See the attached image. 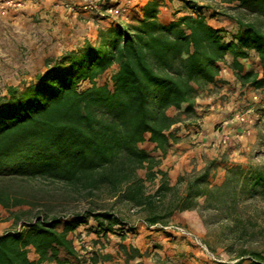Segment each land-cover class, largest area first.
I'll use <instances>...</instances> for the list:
<instances>
[{"label":"trees","instance_id":"obj_1","mask_svg":"<svg viewBox=\"0 0 264 264\" xmlns=\"http://www.w3.org/2000/svg\"><path fill=\"white\" fill-rule=\"evenodd\" d=\"M225 1H237L236 13H218L237 23L231 38L208 23L204 5L194 0H183L189 13L168 23L159 20L164 0H146L134 8L130 22L111 21L98 30L96 42L86 40L78 49L47 57L45 70L28 85L7 86L0 97V206L15 228L0 234V264L112 260L109 253L80 255L69 234L88 219L103 237L119 230L124 238L133 228L116 213L96 207L68 217L35 212L29 200L4 185L9 179H46L87 197L104 191L137 210L147 226L167 224L185 210H198L207 225L203 211L220 210L231 235L249 233L240 206L264 198L263 163L226 166L219 184L210 181L219 166L214 159L180 174L174 184L160 167L171 143L179 140L174 126L182 116L199 118L196 100L215 85L227 55L241 86L264 88V0ZM252 56L260 71L240 61ZM113 65L111 84H98ZM144 141L154 144L160 156L140 147ZM146 181L155 184L153 191H147ZM25 204L30 208L21 209ZM236 227H241L238 233ZM225 248L233 256L228 264H264V251ZM118 250L124 261L114 264H131L141 255L123 243ZM30 252L37 258L31 259Z\"/></svg>","mask_w":264,"mask_h":264},{"label":"crops","instance_id":"obj_2","mask_svg":"<svg viewBox=\"0 0 264 264\" xmlns=\"http://www.w3.org/2000/svg\"><path fill=\"white\" fill-rule=\"evenodd\" d=\"M15 1H19L21 5L11 6L5 16H0V80L7 86L13 85L21 89L28 85L34 81L38 73H42L45 70L44 61L47 57L56 58L67 50L78 49L86 40L96 42L98 30L110 25V18L107 15L101 16L103 11H83L82 7L72 10L70 6H80L82 0ZM180 1L183 5L176 12L169 7L171 6L169 0H164V5L160 7L159 20L163 23H168L189 13L184 6L183 0ZM143 2H146V0ZM167 3L169 6H167ZM221 4L235 6L237 1H223ZM214 10L217 11V9L204 5L202 12L210 25L220 29L227 39L231 38L238 30L237 23L231 18L221 16L220 14L211 15ZM206 11L208 15H206ZM165 14L168 15L165 16ZM163 16L165 19L162 20ZM232 59V56H226L225 62L220 63L222 70L216 77L215 85L211 84L196 100L195 108L199 116L202 112L200 105L204 107L206 105L203 104L211 105L208 108L210 111L208 110L206 113H203L200 118L203 124V133L196 134L193 130L194 127L190 126L187 129H181L182 131L176 133L179 140L171 143L167 154L162 158L160 167L168 172L171 184H174L177 177L184 171H191L194 165L199 164L197 165L198 169L205 165L203 160H206V157L203 155L206 150L201 147L192 146L191 144L195 141H206L210 136L212 139L214 135L210 129L213 128V120L215 118L225 120L228 116L227 111L222 112V110L218 114H216L218 110L214 111L213 107L219 106L220 100H218V96L225 94L229 96V99L234 100L237 99V93L247 92L250 94L254 90L250 87L240 88L239 81L228 65ZM256 60V57L246 60L240 59L246 69H248L247 64H251V62H255ZM115 70L116 66L113 65L106 73L112 74ZM217 91H220L218 95H216ZM6 93L7 89H4L0 93V96H4ZM235 104L239 105L240 101L236 100ZM146 142L148 141H144L143 143ZM154 154L155 156H160L159 151L154 152ZM233 164L227 163L226 165H220L219 168L221 166L226 168V166ZM224 171L223 169L217 173V176H220L217 179L219 183L223 179ZM212 172H215V170ZM140 176L144 177L143 175ZM11 222L10 220L0 222V234L7 231ZM170 222L186 226L200 236H204L206 233L202 218L196 210L177 212L172 216ZM78 234L84 237L88 245L86 251L81 250L85 258H89L91 251L112 255V260L96 264L123 263V257L118 250L120 243L139 250L141 255L132 259L130 261L131 264H214L188 239L179 233L164 230L158 226L139 225L137 229L126 232L124 238L121 237L119 230L108 233L107 236L103 237L95 232V221L88 219L86 223L79 225L75 231L69 234V237L73 238L74 245V236ZM100 241L104 243L101 248ZM75 247L78 250L76 245ZM85 252L86 254L84 255ZM32 254L34 257L31 259H36L37 255L34 252ZM42 264L54 263L44 262ZM72 264L78 263L72 262Z\"/></svg>","mask_w":264,"mask_h":264},{"label":"rangeland","instance_id":"obj_3","mask_svg":"<svg viewBox=\"0 0 264 264\" xmlns=\"http://www.w3.org/2000/svg\"><path fill=\"white\" fill-rule=\"evenodd\" d=\"M3 1L5 0H0V5L3 4ZM143 1L144 0H138L137 4H135L136 6L130 8L129 16L127 17V19L118 20L116 18L113 19L112 17L108 16V18H110L109 22L111 21H115V22L117 21L119 23L130 22L131 21L130 16L133 13L134 8L139 5H143V3H145ZM194 1L198 5H207L209 7L217 9V11L214 10L212 13L215 12L216 14L221 12L236 13L234 12L235 10H233L234 6H226L221 4V2L225 0H194ZM169 3H171V6H169L168 3L167 6L171 7L176 12L178 11L179 7L183 5L181 4L180 0H169ZM6 14L7 12L4 14L0 13V16H5ZM166 15L168 14H165V16ZM206 15H208V12ZM161 19L163 20L165 19V17L163 16ZM251 58L254 57L252 56ZM249 65L255 71H260V65L258 63V60H256L255 62H251V64H247L248 68H250ZM110 75H111L110 73H105L104 75L100 76L97 79V82L107 83L110 85L111 84ZM0 79H1V74H0ZM242 87L243 86H241L240 88ZM4 89H7V85L0 80V93L3 92ZM218 93H220V91H217L216 95H218ZM251 94L252 92L250 94H248L247 92H239L237 93L236 96L237 99L234 100L229 99V96L225 94H221L220 96H218V100H220V102L218 103L219 106L218 107L214 106L213 107L214 111L218 110L216 114H218L219 111L222 110H223L222 112L227 111L228 116L226 118H231L236 111L240 110V108L245 109L249 103L255 105L256 109L258 110L259 104L256 103L254 104V102L250 101ZM259 98L262 101H264L263 92H260ZM236 100L240 101L239 105L235 104ZM203 105H206V107L200 105V107L202 108V112L198 119L187 118L185 116H182V121L178 125L174 126L176 133L178 131L179 132L182 131L181 129L184 128L187 129L189 126L194 127L193 130L195 131L196 134L203 133L202 131L203 124L200 118L202 117V114L206 113L209 110L208 108H210L211 106L210 104H203ZM227 106L228 108H226ZM262 112H264V109L262 110ZM168 113L170 115H174L176 113V110L172 108L168 111ZM219 120H220L219 118H215L213 120L214 121L213 128L210 129L212 130L214 135L212 139L210 136V138H207L206 141H195L194 143L191 144L192 146L201 147L206 150V152H204L203 155L204 157H206V160L205 159L203 160L205 164L212 159L219 162V166L226 165L227 163H234L243 166H248V165L258 166L262 163L264 164V125L256 122L254 125H252L250 134L238 140L233 141L232 145L230 146L221 147L220 145H215V146L213 145V143L216 142L217 139L219 138V135L221 134V130L226 128V126L223 125V120L220 121ZM140 147L150 152L152 155H155L154 152L157 151L155 150L153 144L148 142L141 143ZM197 165L199 164L194 165V168L192 170H200L203 168L202 167L198 169ZM219 166L215 169V172H211V176H210L211 183L219 184V180L217 179H219L220 176H217V173L221 172L223 169L225 170V167L223 168L221 166L219 168ZM139 173L140 175L145 176L144 169H139L138 174ZM4 185L8 188H12V190L18 191L21 195H23V197L26 200L30 201L33 211L38 213L44 212L49 215L68 217L71 214L80 213L85 209L96 207L100 210L111 211L122 217L128 223L129 227L133 226V228L127 230V232L137 229L139 225H144V222L141 220V215L137 212V210L131 209L124 202H121L118 198L108 197L104 191L98 193L95 196L87 197L86 192L77 193L69 188H66L61 183L53 182L46 179H40V178L29 181H22V180L13 181L9 179L5 181ZM145 185L147 191H153L155 188V184L149 181H146ZM29 208L30 205L27 204L21 207V209H29ZM13 209L15 210L19 208L17 207ZM196 211L198 212V210ZM240 211L242 216L241 219L243 223L246 225V227H248L249 233L238 238L234 235L236 233L231 235L227 231V227H230V224H228V222L223 220L222 217L224 215L220 210L210 209L203 211L205 219L207 221V225L204 224L206 228V233L204 234V236H200L196 232L195 233L201 237L203 242L206 244L208 250L212 254L213 258H210L208 255H206V257L212 263L228 264L231 261L233 256L229 255V253L227 252L225 248L227 245L229 246L232 245V249H238L240 246H245L260 251H264V198L260 196H256L249 201H245L240 206ZM0 214H1L0 222L6 220L12 221V219H9L10 217L9 211L1 206H0ZM12 223L13 222H11L7 230L15 228ZM240 228L241 227H236L235 232L238 233ZM225 231L227 232V234L224 235V233H226ZM74 238H75V245L78 247L80 255L83 256L81 250L86 251L88 245L86 244L84 237L81 236L80 234L75 235ZM103 244L104 243L100 241V248L103 246ZM85 254L86 252L84 253V255ZM29 256L30 258L34 257L32 252H30Z\"/></svg>","mask_w":264,"mask_h":264},{"label":"built area","instance_id":"obj_4","mask_svg":"<svg viewBox=\"0 0 264 264\" xmlns=\"http://www.w3.org/2000/svg\"><path fill=\"white\" fill-rule=\"evenodd\" d=\"M137 2L138 0H82V4L80 6L73 5L70 7H72V10H76L77 7H82L83 11H103V14L101 16L107 15L109 17H112L113 19L116 18L118 20H123L127 19V17L129 16L130 8L136 6L135 4H137ZM13 5L18 6L21 5V3L15 0L3 1V4L0 5V13H6L8 8ZM253 89L254 90L252 91V94L250 96L251 98H249L251 102H254V104H259V109L257 110L255 105L249 103L245 109L240 108V110L236 111L231 118H226L225 120H223V125L226 126V128L221 130L219 138L216 142L213 143L214 146H230L232 145L233 141L250 134L251 127L256 122L264 125V112H262V110L264 109V101L259 98L260 92L264 93V88ZM154 226H158L164 230H171L176 233H179L180 235L188 239L196 247H198L200 251L203 252L205 255H208L210 258H213L212 254L208 250L206 244L203 242L201 237L186 226L169 222L164 225L156 224L151 225L149 227Z\"/></svg>","mask_w":264,"mask_h":264}]
</instances>
